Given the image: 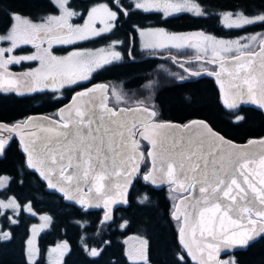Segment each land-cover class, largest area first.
<instances>
[{"label": "snow or ice", "instance_id": "6c2138e0", "mask_svg": "<svg viewBox=\"0 0 264 264\" xmlns=\"http://www.w3.org/2000/svg\"><path fill=\"white\" fill-rule=\"evenodd\" d=\"M113 2L117 7L122 8L120 0H113ZM129 2L136 10L162 12L165 18L184 12L196 16L204 15V10L192 0H175V2L174 0H129ZM54 3L60 15H49L43 18L41 23H33L30 18L19 13L10 14L13 24L6 35L0 34V41L11 43L9 48H0V89L17 92L23 89L34 92L37 90L34 85L40 83L41 80L45 81V87H48L49 83L54 87L56 83L55 75L42 74L41 70H31L22 74V78L13 79V74L7 71V65L19 64L24 60H40L43 64L44 57L33 54L5 58V53L12 52L21 44H33L39 48L40 45L36 41L42 43L45 38H51V42L57 44L70 45L76 41L99 37L111 31L115 27L114 22L118 19L116 11L111 10L107 5H102L103 17H98L97 8L93 7L83 26L73 25L70 22L71 18L80 13L68 7L69 0H54ZM122 10L125 16L130 14L129 10L123 8ZM223 16L228 19L236 17L232 23L224 24L229 29L264 23V12L252 18L243 15L242 12L223 13ZM97 19L104 24V27L99 30L94 26ZM21 25L26 29L23 33L20 31ZM147 31H154L166 38L168 42L167 44L164 42L147 44L145 45L147 48L199 47L198 44L192 43L193 38H201L205 45L210 43L214 56L221 60V70L226 71L229 77L228 89L225 91L220 74L210 73L217 76V82L224 92L225 106L228 109H235L239 103L250 101L264 109V33L224 41L216 40L213 36L203 32L169 34L164 29ZM144 34L145 30H140V35ZM243 41H248V43ZM253 43H258V52L249 51ZM45 55L50 60L56 61L58 66H64L72 57L79 58V66L82 70L79 73L61 74L62 86L63 84L75 85L78 80H88L94 70L121 59V54L116 51H110L99 60L84 59V54L79 52L71 53L69 58L63 59L52 56L47 50H45ZM229 55L230 60L227 58ZM257 60L259 61L258 68ZM215 62L216 60L212 61V63ZM225 64H229L230 67L225 68ZM181 67L183 68L184 65L182 64ZM85 71L88 74H84ZM198 74L193 73V75ZM73 76L76 78L74 79ZM5 77L8 78L5 79ZM107 92V85H95L77 93L74 97L73 108L60 110L61 119L64 122L60 124L49 121L46 125L40 124L38 126L40 135L28 127L32 123V118L11 126L0 122V155L13 138L10 134H15L20 137L22 150L26 153V166L47 180L49 188L58 190L63 193L64 198L75 201L81 206L100 207L99 201L102 200L104 208L110 209L114 204L127 202L117 200L115 197H123L126 194L128 186L132 184L133 178L140 171V161L144 154L139 151V141L134 137L143 136L152 144V149L147 155L153 161L152 168L143 175V180L153 185L158 182L167 183L173 186L174 191L184 193L175 205L174 218L179 221L182 216L184 225L192 228L193 234L199 229L201 237L207 236L211 240L200 249L202 253L207 251V259L201 256L200 264H236L235 259L228 261L218 259L221 247H247L264 234V151L257 156L246 150L247 145L243 147L234 145L215 133L204 121H193L190 125L184 126L183 134L175 131L166 133L165 129H175V126L155 123L145 124V131L137 133L131 127L121 123L120 127L126 128L127 134L120 133V143L116 145L119 151L109 157L100 146L104 140L102 136L97 135L99 128L92 130V125L96 122L93 110L97 105L108 114L110 123L117 122V113L108 107ZM112 95L118 101L122 99L114 88ZM84 98H87V101L81 107L76 101H84ZM136 110L145 113L147 117L156 116V112L147 106ZM65 111L69 112L67 117L63 116ZM99 119L103 122L104 117L100 116ZM241 119L243 117H237L236 121L239 122ZM149 127L155 130L152 135L145 134ZM85 128L87 133L82 131ZM97 140L100 141L99 144ZM256 143L264 146V139L248 141V145ZM109 151H113L111 142H109ZM109 161H111V171H109ZM112 175L121 181L114 187L110 181ZM10 179V177L0 176V190L8 186ZM192 189H198L199 195H195ZM147 199L145 195L141 202ZM28 207L30 211V205ZM10 208L18 214L19 205L14 199L9 202L0 200V210ZM3 214V211H0V216ZM41 219L50 220L47 216ZM110 219L112 217L106 211L101 222L104 223ZM9 222L16 223L17 221L9 218ZM41 227H47V224ZM35 228L36 226H33L34 232ZM185 231V227L180 228L182 242ZM9 237L10 233H0V239ZM27 243L29 264H34L38 249L33 250L31 238ZM184 247L188 248L189 245L185 243ZM58 248L67 251V242L58 245ZM98 254L97 249L90 250V255ZM142 258L146 260V257ZM193 258L196 257L193 256Z\"/></svg>", "mask_w": 264, "mask_h": 264}, {"label": "trees", "instance_id": "16d2710c", "mask_svg": "<svg viewBox=\"0 0 264 264\" xmlns=\"http://www.w3.org/2000/svg\"><path fill=\"white\" fill-rule=\"evenodd\" d=\"M112 0H69L71 9H84L90 4ZM123 6H129V0H121ZM203 5L205 0H197ZM210 6L220 9L229 7H243L249 9L258 5H264V0H209ZM44 3L45 12L51 10L48 0H0V33L9 25L11 13L19 12L30 16L32 12ZM157 14L146 13V20L154 21ZM193 28H200L201 23L207 24L206 30L216 36L237 35L240 33L256 32L264 33V23H256L239 29H225L220 24L218 14L208 12L206 18H194ZM256 46V43L253 45ZM251 46L250 49L254 47ZM249 49V50H250ZM147 53V51H146ZM169 88L170 92L162 95L164 110L157 111L159 117L172 118L179 122H185L191 117H200L206 120L212 128L222 135L237 142L246 141L250 137H258L264 134V115L253 108L239 106L233 110H227L221 104L217 92L211 83L202 84L181 83ZM31 103H38L30 107L32 113L49 112L53 104L48 100L41 101L39 95H34ZM19 100L11 101L0 98V119H7L22 109ZM157 115V116H158ZM237 117L243 119L236 121ZM143 152L146 143L141 142ZM22 152L12 140L0 156V174L11 175V183L0 190V199L5 198L12 189L10 185L16 181L14 171L17 168L25 170V184L19 186L18 191L24 199L26 196L40 211L41 200L47 197L45 210L51 217L49 228L41 232L38 238L39 256L34 264H48L46 249L54 241L65 240L68 250L60 264H145L144 262L129 261L124 253L123 237L136 233L146 239V257L149 264H192L186 257L177 240L178 220L170 216L173 203L178 194L172 192L169 186L156 190L142 180L141 173L146 171L148 161L144 156L140 171L133 181L128 194V202L125 206L117 207L113 211L112 219L107 223L100 220L101 210H83L72 204H66L55 192H48L35 175L29 171L25 164L21 165ZM28 185V186H27ZM30 195V196H29ZM145 195L148 199L141 202ZM19 222L10 224L7 221V213L0 216L2 228H8L10 237L0 239V264H29L25 254V239L28 219L20 212ZM123 222V226L119 223ZM96 248L99 254L90 255L89 251ZM235 259L236 264H264V234L249 244L245 249L231 252L221 257L222 261Z\"/></svg>", "mask_w": 264, "mask_h": 264}, {"label": "flooded vegetation", "instance_id": "af4514ba", "mask_svg": "<svg viewBox=\"0 0 264 264\" xmlns=\"http://www.w3.org/2000/svg\"><path fill=\"white\" fill-rule=\"evenodd\" d=\"M48 3L51 5V10H49L48 12H45V9L43 7L44 3H39V6L35 9L34 12L30 14V16L19 12L14 13H19L24 17L30 18L33 23H41L43 22V18L49 15H60L59 9L55 6L54 0H48ZM102 3H105L111 10L116 11L118 13V19L114 22L115 27L111 31L103 33L99 37L91 38L85 41H76L75 43L70 45L57 44L55 42H51V38H45L42 43L41 41H36V43L40 45L39 48H37L33 44H21L17 48L13 49L12 52L5 53V58H7L8 56L22 57L33 54H37L44 57L43 64L40 60H24L21 61L19 64L13 63L11 65H7V71L13 74V79L17 77L22 78V74L27 73L31 70H41L42 74L51 73L52 75H55L56 83L54 87L51 83L48 84V87H45V81L41 80L40 83L34 85L37 88V90L34 92H17L16 90L0 91V98L8 99L11 101L19 100V102L23 104L20 112L8 117L7 119H0V121L6 123L21 122L30 114H34L31 112L30 107H33V105L38 104L31 103V101L33 100V96L37 94L41 98V101L48 100V102H52L51 104H53L49 107V112H53V114H44L56 117V109L60 105L68 101V99L74 92L78 90H85L87 88L92 87L93 85H97L100 83H102V85L108 86V104L113 106L114 108L119 106L128 107L138 104L144 105L153 109L156 112V116L154 117L155 120L175 121L172 118H161L157 114V111L162 112V110H164V105H162L161 102L162 95L170 92V90L168 89L173 88V85L181 83H195L200 85L202 83L209 82L211 83V85L213 84L218 96V91L215 87L214 79L210 77L207 73L205 74V72H214L217 66L211 61L218 60L219 58H208L202 53V51H200L201 47L205 46L201 38L193 39L194 41H196V44L199 45V47H194V49L192 47L175 48L168 46L165 48L145 50L142 47V36L140 35V30L146 31L149 30V28H152V30L164 29L165 32L169 34H190L203 32L207 35L209 32L206 30L207 24H205V22L201 23L202 25L200 28H193L192 25H188L189 22L192 23L193 17L206 18L208 12L214 14H220L221 12H242L245 15L254 16L261 12H264V5H258L249 9L243 8L241 6H225V8L216 9L210 6L209 0H205V2L203 3L204 6H202V4L197 1V4L201 7L202 10H204L203 16H196L192 13L184 12L174 14L170 17L165 18L162 12H144L143 10H136L133 8L130 2L129 6H123L122 1L120 0L122 8L130 11V14L125 16L122 8L117 7L112 0L111 3L97 1L90 4L88 7H85L84 9L81 8L77 10L71 9L68 6L74 12L80 13V15L71 18L70 22L73 25L83 26L85 20H87L88 18L89 11L96 5H101ZM152 12L157 14L155 20H146L145 14ZM103 16L104 13H102V15H98V17ZM94 26L99 30L100 28L104 27V24L100 22V19H97L95 21ZM7 28H5L3 31H6ZM50 42L51 47L49 48ZM113 45L115 46L113 47ZM257 45L258 43H256V46H253V49H255ZM45 50L50 52L52 56H55L58 59L69 58L71 53L79 52L84 54V59L99 60L101 57L107 55L110 51L119 52L121 54V59L94 70L89 75L88 80H78L77 84L75 85L63 84L62 86V81L60 79L61 74H71L72 72L79 73L82 70L79 66V58L72 57L66 62L64 66H58L56 61L50 60V58L45 55ZM197 57H199V59H197ZM182 64L184 65L183 68L181 67ZM185 69H188V71H185ZM193 73H199V75H193ZM84 74L88 73L85 71ZM180 77H183V79H180ZM7 78L8 77H5V79ZM73 78L75 79L76 77L73 76ZM49 79H51V75H49ZM113 88L121 95V100L118 101L115 96L112 95ZM12 140L16 141V144L19 147L17 140ZM20 163L21 165H26L23 153L22 157L20 158ZM24 171L25 170H23V168H17L16 171H14V173H16V181L13 185H10V189H12V191L6 196L10 197V199H14L15 201H17L16 203L19 205V212L18 214H7V220L9 222V218H12L17 221L16 223H18V216L20 212H23L27 215L26 212L29 211V207H26V211L23 210L22 207L23 203L26 202H29L30 210L33 209L39 213H44V215L46 214V216L49 217L50 220L45 221L47 227H43L37 235L36 245L38 249L39 235L41 232H44L49 228L51 224V217L49 213L45 210V207L47 205V197L41 200L40 206L42 209L40 211L33 205L34 203L31 202L28 196H26V199H24L25 201H23V197L19 193L18 188L22 185V183L25 184L26 178H31L25 177L23 175ZM0 176H6L11 178L8 185L11 183L13 178L7 173H1ZM44 189H46V187H44ZM29 226H32V224H27L26 237L29 232ZM2 230L5 229L2 228ZM6 231L7 233H10L8 228H6ZM61 241L66 242L65 240L54 241L52 244H49L47 246L45 253L47 254V250L50 245H55ZM137 247H139L142 252H144L146 255V243L142 242L137 245ZM66 252L64 253V255L66 254ZM64 255L62 256V258L64 257ZM38 256L39 249L35 260Z\"/></svg>", "mask_w": 264, "mask_h": 264}, {"label": "water", "instance_id": "95a60500", "mask_svg": "<svg viewBox=\"0 0 264 264\" xmlns=\"http://www.w3.org/2000/svg\"><path fill=\"white\" fill-rule=\"evenodd\" d=\"M249 51H257L258 52L259 51L258 45H257V47L255 49L249 50ZM235 54L238 55V53H235ZM227 58H228V60H230L231 59V56H228ZM215 64L217 66L216 67V70L214 72L206 71L205 74L207 73L210 77H212L214 79L215 87L217 88V91H218L219 100H220L221 104L223 105V107L225 109H227V110H233V109H228L225 106V104L223 103L224 92H222L221 85L217 82V76L210 74V73H219L220 74V78L223 80V83H224V89H225V91H227L228 84H229L228 73L226 71H222L221 70V60L220 59L216 60ZM224 66H225V68L230 67L229 64H225ZM258 67H259V61L257 60V68ZM97 85H102V83L97 84ZM93 86H95V85H93ZM92 87H90V88H92ZM90 88H87V89H90ZM87 89H85V90H87ZM85 90H78V91L74 92L70 96V98L68 99V101H66L64 104L60 105L56 109V117H52V116H49V115L44 114V113H34V114H30L29 116H27L23 121H26L28 118H32V123H30L28 125V127H29V129L31 131H34V132L37 133V135H40V131H39V127L38 126L40 124H45L46 125V124L49 123V121H52L54 123H60V124H62L64 121L61 119L60 110L61 109H72L73 108V104H74V97H76V94L77 93H80V92H83ZM0 91H4V90H0ZM20 91H24V90H20ZM97 95H99V94H97ZM106 95L108 96V92L106 93ZM86 101H87V98H84V101L77 100L76 103L77 104H80L81 107H82L83 106V103L86 102ZM107 104H108V100H107ZM239 106L250 107V108L256 109V110L260 111L264 115V109L260 108L258 104H253L250 101L239 103L238 106H237V108ZM108 107L110 109L114 110L117 113V118H116L117 119V122L116 123H110L109 120H108V114L105 113V112H103V110L99 107V105H97V107L93 110L94 111V114H95V121L96 122L93 123L92 130L95 131L97 128H99V132L97 133V135L98 136H102L103 137V140H104V143L101 144L100 146L102 148V151L105 154H107L109 157L114 156L115 155V152L119 151V149L116 147V145L120 143V139H121L120 133L121 132H124L125 135L127 134V129L120 127V124L121 123L126 124L128 127H131L132 130L134 132H137V133L145 131V124L151 125L152 123H155V124H165V125L175 126V129H165L164 131L166 133L167 132L175 131L177 133L183 134L182 133V130H183L184 126L190 125L191 122H193V121H204L215 133H218L220 136L224 137V139L226 141H231L234 145L241 146V147L247 145V149L246 150L249 151V152H251V153L257 154V156L259 155L260 152L264 151V146L260 145L259 143H256V144H253V145H248V141L249 140L260 141V140L264 139V134L261 135V136H258V137H255V136L254 137H250L246 141H243V142H237V141H234L232 139L227 138L226 136L222 135L220 132L216 131L214 128H212V126H210V124L206 120H204L202 118H190V119L186 120L183 123L178 122V121H171V120H155L154 117H147V115L145 113L136 110L139 107H144V105H139L138 104V105H132V106H128V107L119 106V107L114 108L113 106H111V105L108 104ZM149 109L150 110H153L151 108H149ZM121 110H123L122 113H121ZM73 114H74V110H73ZM68 115H69V112L68 111H65L63 113V116L64 117H67ZM100 116H103L104 117L103 122L100 121V119H99ZM23 121H21V122H23ZM0 122H2V121H0ZM3 123L8 124L9 126H11V125H13V124H15L17 122H14V123H6V122H3ZM82 131H84L85 133H87V129L86 128L85 129H82ZM154 131L155 130H153L151 127H149L147 129V131L145 132V134L146 135H152L154 133ZM10 135L13 137V138L10 139V141L12 139H16L17 140V142L19 144V148H20L21 152L24 155L25 163H26V153H24L23 150H22L23 149V145L20 143V137L19 136H16L15 134H10ZM134 138L139 141V144L140 145H141V142L143 141V142L146 143V146H147L146 149H145V152H143L142 149L139 148V151L140 152H142L143 154L145 153V155L147 157V161H148V167H147L146 171H144V172L141 173V178L143 180V175L145 173H147L152 168V166H153L152 158L147 155L148 152L152 149V144L150 143L149 140L144 139L143 136L136 135ZM109 142H111V147H112L113 151H109ZM97 143L99 144L100 141L97 140ZM7 145H6V147H7ZM142 159H141V161H142ZM141 161H140V165H141ZM109 165H110L109 171H111V161H109ZM29 170L32 171L33 173H35L36 176L38 177V179L42 183L45 184L46 190L48 192H55L58 196H60L62 198V200H63L64 203H66V204H72V205H75L77 207H81L83 210H87V211L88 210H96V209L102 210L101 215H100V220L101 221L103 220V217H104L106 211L112 217L113 216V211L117 207L125 206L127 204V202H128V194H129L130 188H131V186L133 184V182H132V184L130 186H128V190H127L126 194L123 197H115L117 200H126L127 201L126 203L119 202L117 204L112 205L110 209H105L104 206H103V201L101 200V201H99L100 207H84V206H81L79 203H77L75 201H69V200H67L66 198H64L63 193L59 192L58 190H53V189L49 188L47 186V184H48L47 180H45L43 177H41L39 175V173L36 172L35 170H32V169H29ZM136 176L133 178V181L136 178ZM110 181L113 184V187L117 183H120L121 182L120 179L118 177H116L115 175L110 176ZM147 183L152 188H154L156 190H160V189H163V188L169 186V188H170V190L172 192H174L176 194H179V196L175 199V201L173 203L172 210L170 212L171 218L174 219V220H177V219L174 218L173 212L175 211V205L178 203L180 197L182 195H184V193L174 191L173 190V186H171V185H169L167 183L161 184V183L158 182L156 185H153L150 182H147ZM85 191H87V188H85ZM191 191H193L195 195H199L198 189H192ZM93 195H95V193H93ZM110 220H108V221H106L104 223H107ZM206 223H208V222L206 221ZM218 226H219V223L217 221V227ZM181 227H185V229H186L185 234H184L183 242L181 241V234H180V228ZM177 240H178L179 245L183 249L186 257L189 259V261L192 264H200L201 256H203V258L205 260L207 259V251H204L202 253L200 251V249L203 248L204 245H206L207 243H210L211 242L210 238L207 237V236L201 237L200 236L199 229H197L195 231V234H193L192 228L187 227L186 225H184V223H183V217L182 216H181V219L179 220V225H178V228H177ZM185 243L189 245L188 248H185L184 247V244ZM245 248L246 247H241V246H233V247H229V248L221 247L220 252H219L218 259L220 261H222L221 260V257L222 256H224L226 254H229L231 252L243 250ZM190 250H191V254H190ZM193 256H195L196 258L194 259Z\"/></svg>", "mask_w": 264, "mask_h": 264}, {"label": "rangeland", "instance_id": "374dc122", "mask_svg": "<svg viewBox=\"0 0 264 264\" xmlns=\"http://www.w3.org/2000/svg\"><path fill=\"white\" fill-rule=\"evenodd\" d=\"M174 2H175V0H174ZM192 2L197 4L196 0H192ZM102 5H106V4L102 3L101 5H96L95 6L97 8V10H98L97 11V16L98 15H102V13H104L103 9L101 7ZM223 13H229V12H221L220 14H218L219 15V19H220V24L225 29H229V28H226L224 26V24L225 23H232L233 21H235L236 17L233 16L231 19H228V18L223 16ZM236 13H238V12H236ZM243 15H245V14H243ZM246 16H248L250 18L255 17L254 15H246ZM12 24H13V21L11 19L7 30L3 31V33H0V34L6 35L8 33V30L11 27ZM149 29L152 30V28H149ZM232 29H235V28H232ZM20 31H21V33L26 31V29L24 28L23 25H21ZM255 34H258V33L249 31L247 33H240V34H237V35L216 36V35H213L211 33H208L207 35L213 36L216 40L231 41V40H237V39H239L241 37L255 35ZM141 39H142V42H141L142 43V47L145 50H147V49H159V48H147V47H145V45H147V44H154V43H157V42L167 43L166 38L160 36L159 34H156L154 31L153 32H148L146 30L145 34L142 36ZM193 39H195V38H193ZM243 42L244 43H248V41H243ZM193 44H196V41L193 40ZM253 44H252V46H253ZM10 46H11L10 41H0V48H5L6 49V48H9ZM202 47H201L200 51H202V53L204 55H206L208 58H213V59L217 58L213 54L212 45L210 43L208 45H205V46H202ZM192 48L194 49V47H192ZM178 196H179V194H178ZM0 200H3L5 202H9L11 199H10V197L6 196L5 198H1ZM28 206H29V202L23 203V205H22L23 210L26 211V207H28ZM0 211H3V213H7L8 215H11L10 213L17 214L16 211L14 209H11V208L10 209H2ZM26 213H27V215L24 214V217L27 218L28 222L32 224V226H29V232H28V235H27V237L25 239V254H26V258H27V260L29 262V256H28L29 245H28L27 242L31 238L33 240V245H32L33 250L37 249L36 238H37L38 233L43 228L41 226L43 224H45V221L42 220L41 217H45L46 214L44 215V213H39V212H37L36 210H33V209L28 211V212H26ZM122 225H123V222H120L119 226H122ZM33 226H36L35 232L33 230ZM2 232H7V231H6V229L2 230V225H1V222H0V233H2ZM122 241H123V246H124V253L127 256L129 261H132V262L140 261V262H144L145 264H149L147 262V257L145 255V253L142 252V250L139 247H137V245H139L140 243H142V242L145 243L146 239L143 236H140V235H138L136 233L127 234V235H125L123 237ZM62 243L63 242L61 241V242H59V243H57L55 245H50L48 247L47 254H46L47 263L48 264H59L60 263L62 256L66 252V251H63V249L58 248V245H61ZM53 250H55V251H53ZM89 253H90V251H89ZM142 257H146V260L143 259Z\"/></svg>", "mask_w": 264, "mask_h": 264}, {"label": "bare ground", "instance_id": "6f19581e", "mask_svg": "<svg viewBox=\"0 0 264 264\" xmlns=\"http://www.w3.org/2000/svg\"><path fill=\"white\" fill-rule=\"evenodd\" d=\"M143 142V141H142Z\"/></svg>", "mask_w": 264, "mask_h": 264}]
</instances>
